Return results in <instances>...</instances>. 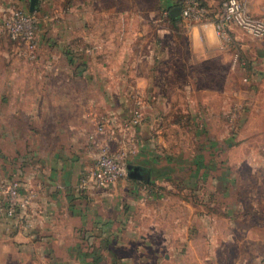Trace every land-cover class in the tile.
<instances>
[{"label":"crops","instance_id":"1","mask_svg":"<svg viewBox=\"0 0 264 264\" xmlns=\"http://www.w3.org/2000/svg\"><path fill=\"white\" fill-rule=\"evenodd\" d=\"M24 1L0 0V19ZM47 1L39 0L37 6L38 11L47 5L45 13L38 11L45 26L38 32V50L47 56L53 77L36 79V174L26 170L21 155L0 164V182L36 177V198L28 210L29 227L21 228L18 218L0 217V264H221L223 256L229 264H264L262 155L247 165L254 190L242 180L240 190L237 184L235 190L221 191L216 179L209 222L207 215L198 218V206H168L169 192L162 189L166 176H156L161 163L143 165L142 159L156 162L153 135L166 130L156 123L166 116L163 105L169 101L159 88L184 85L175 78L179 63L181 70L190 62L198 67V59L214 54L219 41L212 23L185 20L175 11L179 0ZM221 1L202 0L211 8ZM241 1L253 17L264 18V0ZM235 29L231 34L243 42L247 35L239 36ZM167 36L170 41L180 37L181 47L156 41ZM61 40L64 46L58 47ZM249 51L243 80L261 86L264 47ZM160 54L168 55V66L161 64ZM41 65L37 71L42 73ZM76 85L86 87L78 98L71 90ZM134 92L143 96L145 119L131 132L139 144L131 164L147 169L149 180L128 175L108 189L79 193L80 173L94 159L90 136L108 139L95 130L96 118L112 114L108 129L118 131ZM251 210L259 217L255 222Z\"/></svg>","mask_w":264,"mask_h":264},{"label":"rangeland","instance_id":"2","mask_svg":"<svg viewBox=\"0 0 264 264\" xmlns=\"http://www.w3.org/2000/svg\"><path fill=\"white\" fill-rule=\"evenodd\" d=\"M46 6H40L38 11L45 13ZM219 6L220 3L210 8L211 12L215 13ZM28 7L29 0H25L23 5L14 4V8L26 11ZM62 10H65L63 6ZM41 25L39 29L45 27L44 24ZM54 27L62 31L59 29L61 24H55ZM74 31L78 33L73 38L74 45L77 46L79 28ZM173 31L175 36L176 30ZM235 32L239 36L247 37H242L243 42L235 40L234 44H225L218 39L219 45L214 54L204 60L198 59V67L192 66L190 62L189 66L185 65L181 70V65L178 64L179 70L175 78L184 85L159 88L166 93L169 101L163 105L166 116L156 123L164 124L166 130L153 135L156 162L142 159L146 160L143 163L146 166L150 164L155 167V164L161 163L160 166L171 167L172 172L164 177L162 185V189L169 192L168 206H179L183 209L189 205L198 206V218L200 215H207L208 222L211 192L216 191V179L221 191L231 190L232 186L235 190L237 184L240 190L242 180L248 181L247 188L251 185L254 190L256 181L252 182L247 165L251 159L258 160L261 155L264 158V81L261 86H253L243 80L246 78L243 69L250 58L249 50L264 47V41L248 38V34L239 28ZM167 37L157 38L156 41L168 42L170 38ZM169 45L172 48L178 45L180 48L182 40L180 37L173 38ZM63 46L64 42L61 40L58 47ZM159 58L164 67L168 66V55L160 54ZM184 58H187V53ZM68 60L70 59L67 58ZM47 62V56L39 54V50L29 58L24 51V45L11 40L0 26V164L3 161L14 162L16 156L21 155L26 170L34 174L36 79L40 76L47 79L53 77ZM38 64H42L44 68L42 73L37 71ZM80 77L73 76L72 79ZM58 78L67 77L59 75ZM71 90L74 98L86 93V87L79 85L73 86ZM16 114H19L18 117ZM259 130L262 131L260 134ZM16 143L19 144L17 148ZM114 145L116 144H109L111 150H114ZM11 152L15 153L12 158L9 157ZM4 154L6 157L2 156ZM161 156L163 160L159 158ZM19 184L24 193L36 192V177L19 181ZM223 200L227 202L228 199ZM251 212L255 222L259 217L254 210ZM232 251L237 252V248H232ZM223 259L221 264H229L224 256Z\"/></svg>","mask_w":264,"mask_h":264},{"label":"built area","instance_id":"3","mask_svg":"<svg viewBox=\"0 0 264 264\" xmlns=\"http://www.w3.org/2000/svg\"><path fill=\"white\" fill-rule=\"evenodd\" d=\"M181 16L191 22H210L216 36L225 44H234L235 38L230 32L232 26L241 29L254 39H264V18H255L248 14L241 0H222L219 9L212 13L200 0H182ZM42 15L39 12L10 8L0 19L5 34L24 45V51L30 58L39 48V28ZM131 104L122 118L119 130L109 128L114 120L112 114L99 115L95 121L97 133L107 134L108 139L98 141L92 135L88 146L93 149V163L81 171L78 191L108 189L118 180L128 177L127 166L138 153V141L131 135L144 121L142 111L143 96L140 92L131 95ZM115 142L118 150H111L109 144ZM0 217L19 219L20 227H29L28 209L36 196L35 191L24 193L16 178L0 182Z\"/></svg>","mask_w":264,"mask_h":264},{"label":"water","instance_id":"4","mask_svg":"<svg viewBox=\"0 0 264 264\" xmlns=\"http://www.w3.org/2000/svg\"><path fill=\"white\" fill-rule=\"evenodd\" d=\"M39 4V0H29V7H28V11L30 12H34L37 9V6ZM176 12L181 13V7L178 6L175 9ZM128 169V175L129 176H133L136 178H140V179H145V180H149V175H148V170L141 167V166H135V165H128L127 166Z\"/></svg>","mask_w":264,"mask_h":264},{"label":"trees","instance_id":"5","mask_svg":"<svg viewBox=\"0 0 264 264\" xmlns=\"http://www.w3.org/2000/svg\"><path fill=\"white\" fill-rule=\"evenodd\" d=\"M181 2H182V0H179V6L181 5ZM200 2H201L204 6H207L205 3L202 2V0H200ZM207 7H208V6H207ZM208 8H211V7H208ZM248 64H249V62L247 61V62H246V66H245V68H246V67L249 68V67H248ZM247 68H246V70H247ZM132 162H133V161H132ZM171 172H172L171 167L168 166V165H164V166H162V167L159 169V172H157L156 176H157V177H158V176H168L169 174H171Z\"/></svg>","mask_w":264,"mask_h":264}]
</instances>
